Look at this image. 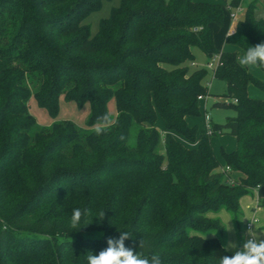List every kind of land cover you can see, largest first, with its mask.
<instances>
[{
  "label": "trees",
  "instance_id": "trees-1",
  "mask_svg": "<svg viewBox=\"0 0 264 264\" xmlns=\"http://www.w3.org/2000/svg\"><path fill=\"white\" fill-rule=\"evenodd\" d=\"M105 1L0 0V264H88V254L120 231L133 234L126 247L156 254L161 264H218L231 254L211 215L225 210L239 223L241 200L264 189V101L248 96L249 85L264 92V82L237 63L264 42L259 0L223 40L233 52L215 46L214 27L224 26L226 13L221 4L121 0L92 35L86 19ZM195 48L219 56L213 76L234 101L215 106L236 116L211 135L203 125L198 147L189 150L174 135L195 141L187 118L208 96L207 71L191 69ZM62 95L90 104L86 127L37 124L30 99L56 116ZM111 99L114 124L97 136L92 126ZM222 129L237 142L223 153L234 184L211 147ZM75 208L91 212L81 229L69 226Z\"/></svg>",
  "mask_w": 264,
  "mask_h": 264
},
{
  "label": "rangeland",
  "instance_id": "rangeland-1",
  "mask_svg": "<svg viewBox=\"0 0 264 264\" xmlns=\"http://www.w3.org/2000/svg\"><path fill=\"white\" fill-rule=\"evenodd\" d=\"M196 2L204 3H216L223 5L224 3H229L230 0H194ZM255 0H242V9L245 11L249 4ZM121 0H110L103 2L101 9L98 12L91 13L86 19V23L90 26L91 34L95 35L98 32L99 23L103 19L110 17L111 12L114 8L119 7ZM235 10H229L226 8L224 26L223 29H214V42L218 50L223 49L224 52H233L235 49L231 45H223L224 37L233 27V20L231 19V13ZM242 14V13H241ZM256 18L264 20V0H261V6L256 11ZM194 65L191 69H200L207 71V77L204 81V85L208 86V96L204 97V100L199 102V114L197 116H190L187 118V123L189 127L196 130L195 141L188 140L178 134L174 135L176 141L183 145L186 149L192 150L198 147L199 137L203 131V123L205 121V114L208 116L209 122L212 126L224 125L228 119L234 118L236 116L233 109L223 106H215V104H229L233 103V99L229 97L227 93V85L225 81L220 78L213 76L212 70L209 68V63L213 62L216 64L215 59L207 58L198 48L194 49ZM243 54H240L241 56ZM253 77L264 82V71L260 68L253 66L249 68H244ZM248 96L252 99L264 101V92L256 88L254 85H249ZM108 113L113 117L116 116V106L115 100L111 99L107 105ZM28 109L30 113L35 117L36 122L39 126H51L55 122L61 121H71L75 123L78 127H86V122L90 115V104L87 102L82 106L74 101L65 100L62 95L59 100V111L56 116H51L48 110L44 107H40L34 98H31L28 104ZM156 128L160 134V152L165 154L163 140L166 134V129L164 121L160 115H157ZM236 138L232 136L229 131L222 129L216 136L211 139V147L219 161L220 165L224 168L225 161L223 158V153H231L236 149ZM255 191H253V197L247 196L241 200V212L242 217L239 223H235L233 218L225 210L220 211L218 214H212L211 217L218 219L221 225L227 226L228 221H230L232 232H228L224 229L223 242L226 247L229 243H234L237 248L242 247L244 241L249 238L247 224L252 222L253 215H256V221H253L255 226L254 229L259 233L264 232V207L256 205L255 201ZM258 196L261 200L264 198V189L261 188L258 192ZM255 207V210L252 209ZM256 228V229H255ZM258 229V230H257ZM261 238H264L262 236ZM235 249H228V252L232 255Z\"/></svg>",
  "mask_w": 264,
  "mask_h": 264
},
{
  "label": "clouds",
  "instance_id": "clouds-1",
  "mask_svg": "<svg viewBox=\"0 0 264 264\" xmlns=\"http://www.w3.org/2000/svg\"><path fill=\"white\" fill-rule=\"evenodd\" d=\"M237 63L242 68L253 66L264 68V42L249 46L243 55L237 57ZM113 124V116L110 113H105L97 118L92 130L97 136H100L105 134ZM90 215L91 212L88 209H73L69 226L72 229H81L82 218ZM104 216L105 211H101L95 218L102 220ZM88 224L90 223L85 226ZM224 229L228 232L233 231L230 221ZM262 236H264V232L259 231L258 233L250 229L249 238L244 241L242 247L237 248L234 243H229L225 251L235 249L234 253L220 257L218 264H264V238H261ZM130 238H133V234L128 231H120L118 239L108 238L106 248L98 254H88V264H161V259L156 254L149 257L141 252H135L131 247H126L125 240ZM140 246L141 248L144 246L143 240L140 242Z\"/></svg>",
  "mask_w": 264,
  "mask_h": 264
},
{
  "label": "built area",
  "instance_id": "built-area-1",
  "mask_svg": "<svg viewBox=\"0 0 264 264\" xmlns=\"http://www.w3.org/2000/svg\"><path fill=\"white\" fill-rule=\"evenodd\" d=\"M228 9L229 10H235V12L231 13V19L234 21V22H237L240 18V14L241 13H244V10L242 9V6L241 4L236 7V8H232L231 5L228 6ZM213 59L216 60V64L211 62L209 63V68L212 70V72L214 73L217 65H218V62H219V56H215ZM194 65V64H193ZM199 100L202 101L204 100V97L203 96H200L199 97ZM206 131H207V134L211 135L213 134L214 132V129H213V126L212 124L209 122L208 120V116L207 114H205V121L203 123ZM222 173L225 175V177L227 178V181L230 183V184H234V179L232 177H230V174H231V169L228 168V167H225V168H222ZM259 201V200H258ZM258 201H257V206H258ZM253 221H256V219H253L251 223L247 224V230L249 231L250 229L252 230L253 228V224L254 222ZM253 223V224H252Z\"/></svg>",
  "mask_w": 264,
  "mask_h": 264
},
{
  "label": "crops",
  "instance_id": "crops-1",
  "mask_svg": "<svg viewBox=\"0 0 264 264\" xmlns=\"http://www.w3.org/2000/svg\"><path fill=\"white\" fill-rule=\"evenodd\" d=\"M231 1H232V0H230L229 3H228V2H227V3H224L223 6H225V8H228V6L231 4ZM241 2H242V1H241ZM240 4H241V3H240ZM241 6H242V4H241ZM260 6H261V0H259V6H258V8H259ZM244 12H245V11H244ZM243 14H244V13L240 14V16H239L240 19L243 17ZM233 23H234V24H233L232 29L229 31V33L226 34V36H228V35H230V34H233V33L235 32V28H236V23H237V22H234V21H233ZM214 29H223V27H222V28L214 27ZM226 36H225V37H226ZM225 37H224V38H225ZM233 177H234V176H233ZM234 178H235V177H234ZM259 190H260V189H259ZM259 190H256V191H255V197H254V198H255V201H256V202H255L256 205H257V201L260 199L259 196H258V192H259ZM252 197H253V196H252ZM252 209L255 210V207H252ZM253 219H256V215H255V214L253 215ZM253 219H252V220H253ZM254 226H255V224H254ZM254 226H253L252 230L254 229Z\"/></svg>",
  "mask_w": 264,
  "mask_h": 264
}]
</instances>
